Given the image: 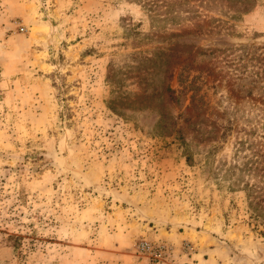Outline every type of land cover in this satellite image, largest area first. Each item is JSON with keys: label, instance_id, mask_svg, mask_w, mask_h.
Listing matches in <instances>:
<instances>
[{"label": "rangeland", "instance_id": "obj_1", "mask_svg": "<svg viewBox=\"0 0 264 264\" xmlns=\"http://www.w3.org/2000/svg\"><path fill=\"white\" fill-rule=\"evenodd\" d=\"M257 107L264 0H0V264H264Z\"/></svg>", "mask_w": 264, "mask_h": 264}, {"label": "trees", "instance_id": "obj_2", "mask_svg": "<svg viewBox=\"0 0 264 264\" xmlns=\"http://www.w3.org/2000/svg\"><path fill=\"white\" fill-rule=\"evenodd\" d=\"M177 50H178V48L174 49V51H171L170 53H168L167 56L169 58H172V57H175L176 58V56L178 57L179 53H178ZM171 63H172V61L170 60L169 67L167 68V70H166L167 72L165 74V79L166 78H169L170 79L169 81H171V79L173 78L174 71L176 70V66L172 67ZM162 92L166 94V96L169 98V100H171V102L174 101V97H173L174 91H173L172 87L170 86V83H169V85L167 84V86L164 87V89H163ZM262 107H257V109L259 110L258 115L261 116V119L263 120V124H264V111H263ZM189 120H191V119H189ZM203 120H204V122H203V125L202 126L196 127V125H195V130L198 133H201L202 132V134H204V135H210V134L213 133L214 129H217L218 130V128H221L222 127L220 125H217V123H211L210 124L209 123V120L207 118L206 119H203ZM192 121H193L192 123L195 122V120H192ZM182 128H180V132L183 131ZM222 129L227 130V128H225V127H222ZM226 134L227 133H223L221 137L222 138L223 137H227ZM259 158H261V159H259ZM251 171H255L254 174L257 175V176H259V179H260V181L263 182V186H264V152L263 153H260V154H258L256 156V159L254 160V162H253V164L251 166ZM257 203H264V195H263V197H261L258 200Z\"/></svg>", "mask_w": 264, "mask_h": 264}, {"label": "built area", "instance_id": "obj_3", "mask_svg": "<svg viewBox=\"0 0 264 264\" xmlns=\"http://www.w3.org/2000/svg\"><path fill=\"white\" fill-rule=\"evenodd\" d=\"M146 245H144L143 247H145Z\"/></svg>", "mask_w": 264, "mask_h": 264}]
</instances>
